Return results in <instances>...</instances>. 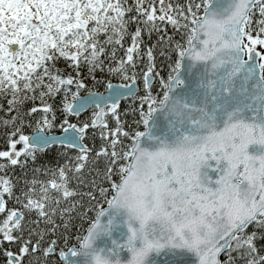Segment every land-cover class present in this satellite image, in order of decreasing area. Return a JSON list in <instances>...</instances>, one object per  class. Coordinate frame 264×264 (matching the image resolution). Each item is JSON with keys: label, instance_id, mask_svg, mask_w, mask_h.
<instances>
[{"label": "snow or ice", "instance_id": "obj_1", "mask_svg": "<svg viewBox=\"0 0 264 264\" xmlns=\"http://www.w3.org/2000/svg\"><path fill=\"white\" fill-rule=\"evenodd\" d=\"M157 21L170 25L183 43ZM129 24H136L134 32L128 31ZM161 31L165 35L157 42H166L167 49L160 55L170 59L174 53L176 59L153 95L154 46L147 47L145 94L139 97L137 129L129 132L117 111L121 99L134 95L136 75H129L128 68L136 67L142 34ZM126 36L131 44L118 59ZM257 46L264 47V0H186L183 5L172 0H0V101L7 103L6 109L0 103V112L10 117H0V126L20 122L9 134L8 150L0 151L9 162L0 163V171L23 166L28 158L34 161L38 151L52 144L78 149L51 179L33 178L15 198L36 213L32 224L51 228H32L23 239L24 212L7 209L0 246L23 240L18 253L5 250L7 264H22L30 253L36 264H47L58 242L53 239L43 249L41 244L60 227L55 218L67 229L72 213L81 208L77 215L88 227L75 237L78 247L58 250L63 264H264L257 247V240H264V52ZM61 59L76 77L56 66ZM105 59L116 64L109 72L132 84L113 88L108 82V97L85 102L79 95L84 87L79 69L86 65L93 73ZM61 91L65 113L79 115L86 103L96 111L91 124L82 127L65 119L61 127L71 135L57 139L43 133L53 126L47 98ZM37 99L40 107L22 112L24 104ZM37 111L45 115L36 122V134H22L23 116ZM109 114L114 129L108 128ZM90 126L99 127L105 141L94 156L81 143ZM13 188L10 178L0 176V214Z\"/></svg>", "mask_w": 264, "mask_h": 264}, {"label": "trees", "instance_id": "obj_2", "mask_svg": "<svg viewBox=\"0 0 264 264\" xmlns=\"http://www.w3.org/2000/svg\"><path fill=\"white\" fill-rule=\"evenodd\" d=\"M132 0H129V3H131ZM173 4H185L186 0H172ZM132 15H135V13H132ZM254 19H259V16L257 15ZM158 24H160L161 28H167V35L173 36L175 40H181V43H183V40L181 39L180 35L178 33L174 32V29L168 25L161 23L157 21ZM143 28V25H140ZM256 25L253 24V28H255ZM136 28V24H129L128 31L134 32ZM165 33L163 31L156 33L153 32L151 37H149L147 34H142V40L143 43L140 45V56L135 57V64L136 67L128 68V73L131 75L133 72L136 75V83L139 87L136 94L133 96L126 97L124 99H121L119 101V108H118V114L120 117V122L123 125V129L126 131H133L137 129L136 121L139 119V107H140V101L139 97L143 96L145 94L144 90V81H143V74L147 70V64L148 59L144 55V53L147 50L148 46H154V64L155 69L153 73L151 74L152 79V92L153 95H155L157 92L160 91V78H167L168 72H169V64H171L175 59L176 56L174 53H170V59L168 58V55H160L162 50L167 49L166 42L163 44L158 43V36H163ZM253 35H255V32H253ZM105 37L103 35L100 36V40L103 41ZM131 44V37L126 36L123 41V48H120L116 55L117 58H122L125 56L124 48L128 47ZM260 47V46H258ZM261 50V49H260ZM109 51L111 49L109 48ZM115 67L116 64L113 61H110L108 59L104 60V66L102 69H97L95 72L90 73L88 70V67L86 65H82L79 69L80 75L79 79L83 82L84 87L80 88L79 95L88 91V90H95V91H104L107 88L108 82H120L123 84H128L131 81L129 80H123L119 74L111 73L108 71L109 66ZM58 68L63 70V73L65 76H67L69 73L73 76H77V72L73 70L72 68H69L66 65V62L61 59L59 62H57L56 65ZM157 73L159 75H157ZM94 77V78H93ZM71 92L76 91V85L73 84L70 86ZM64 99V93L61 91L60 93H57L52 98H47V103L51 105L52 111L47 114L48 119L52 121V127L50 129H45V133H57L60 132L63 128L61 127L63 121L67 119L68 123L75 124L77 126L82 127L84 123L91 124L92 114L96 109L94 106H91L87 108L85 111L80 113L79 115H72L67 114L63 111V105L62 101ZM68 102H72L71 100V94L68 96ZM0 103H4L5 109L7 108V103L5 101H0ZM41 106V101L37 99L35 102L29 101L26 104H24L22 112L27 111L31 107ZM145 105V109H146ZM11 115H15V113H12ZM45 113L42 111H37L36 113H33L32 115H24L23 116V126L21 127V133L24 135H29L33 132H35L37 127V121L40 120ZM53 115L55 116V119L53 120ZM0 117L4 118H10L9 116H6L5 112H0ZM108 127L113 126L114 119L111 115H108L105 117ZM20 122L17 121L15 125L10 126H0V151H7L9 148V134L14 130L16 126H19ZM67 125H64V127ZM139 130H143V126L141 125L139 127ZM100 131L101 129L99 127L93 128L89 127L86 130L85 137L83 139V144L86 145L89 149L92 150V155H95V152L100 149V147L105 143L100 137ZM18 133L15 137H12L13 139L19 138ZM124 143H130L127 139L124 140ZM21 147H23V144H18L17 149L19 150ZM78 154V149H68L65 147L60 146L59 144H52L48 146L43 152H37L36 153V159L33 161L31 158L27 159L26 164L23 166L17 165V166H8L3 171H0V176H4L5 178H10L12 185H14L13 188V196L12 198H9L7 194L4 196L5 204H6V211L3 214H0V222H2L6 216H7V209H17L19 211L24 212V219L22 221L23 225V239H28L29 237V230L32 228H37V225L32 224L31 221L35 220L36 213L35 212H27L25 209L22 208L21 204L16 201V197L21 196L22 190H27L29 187L28 181H31L33 178L40 180V181H47L52 178V172L57 170L61 165L65 164V161L68 159V157H74ZM24 156L19 157L20 161H24ZM0 163H3L5 165H8V161L6 158H0ZM99 167L102 170L104 167V161L103 158L99 161ZM34 169H40V171H34ZM45 169H47V173L45 172ZM87 171V170H86ZM71 175V173H69ZM92 175H95V171L92 172ZM91 177H89L90 179ZM113 179H118V177H113ZM107 187V184L104 185ZM72 187H76L75 181L72 182ZM81 191H87L88 189L81 188ZM22 198V197H21ZM73 200H79L80 197H73ZM84 203L87 205V197H84ZM63 206V205H62ZM83 209H78L77 212H82ZM77 212L72 213L73 219L71 220L69 227L65 229L63 227V220L59 217L55 218L56 224L60 225L55 231L54 234H47L44 237V241L41 244V248L47 247L48 242L55 239L57 240V254L58 250L60 248L76 245L79 246L75 237L77 234H84V230L88 226V222L82 221L77 215ZM88 217L94 218V213L89 212ZM52 225H45L43 222L40 223L39 229H45L51 228ZM249 232L253 231V228L248 229ZM13 235L20 236L21 233L19 231H14ZM67 235L68 241L67 246H65L64 236ZM2 238V237H0ZM31 240L33 243L36 242L37 237L32 236ZM23 240L9 243L4 242L2 246H0V264H7V258L4 255L5 250H11L14 253H18L19 249L21 247ZM257 247L261 249V254L264 255V240H257ZM57 254L50 255L48 257L47 264H58L60 263ZM36 256H41L42 253H37ZM226 257L224 255H221L220 259L224 260ZM22 264H36L35 256L28 254L23 257ZM237 264H243L242 261H237Z\"/></svg>", "mask_w": 264, "mask_h": 264}, {"label": "water", "instance_id": "obj_3", "mask_svg": "<svg viewBox=\"0 0 264 264\" xmlns=\"http://www.w3.org/2000/svg\"><path fill=\"white\" fill-rule=\"evenodd\" d=\"M245 59H247L246 56H245ZM111 83L113 85V88H117V87H120L121 85H124L123 83H120V82H111ZM128 84H132V82H130ZM138 89H139V87H138L137 83L135 82V84L132 85V91L134 92V94L137 93ZM123 91L127 92L128 90L127 89H123ZM109 94H110V90L108 88H106L104 91L88 90V91L80 94V97H82L84 99V101L87 102L91 98L96 97L97 95H99L101 98H106V97L109 96ZM127 97H129V96H127ZM91 106H93L91 103H86L85 110L87 108L91 107ZM85 110H83V111H85ZM83 111H81L80 113H82ZM35 134H36V132H33V133L29 134L28 136H34ZM43 135H47V136H50V137H56L57 139H60L62 137H65L66 135H71V132H69L68 134H65L63 129H62L60 132H57V133H45L44 132ZM81 143L83 144L82 141H81ZM105 207H106V205H105ZM87 227H86V229H87ZM70 247H72V246H70ZM57 257H58V254H57ZM125 258H127L126 254H125ZM59 261H60V263H58V264H63V262L60 259H59Z\"/></svg>", "mask_w": 264, "mask_h": 264}, {"label": "rangeland", "instance_id": "obj_4", "mask_svg": "<svg viewBox=\"0 0 264 264\" xmlns=\"http://www.w3.org/2000/svg\"><path fill=\"white\" fill-rule=\"evenodd\" d=\"M257 49H258L259 51H261V52H264V47H261V46L258 47V46H257ZM260 49H261V50H260ZM109 115H110V114H109ZM113 123H114V124H113L112 127H108L109 129H114V128L116 127V121H115V120L113 121ZM7 215H8V213H7ZM6 217H7V216H6Z\"/></svg>", "mask_w": 264, "mask_h": 264}]
</instances>
